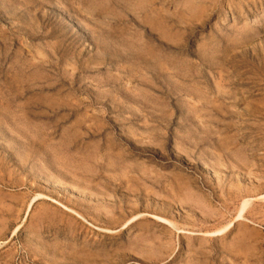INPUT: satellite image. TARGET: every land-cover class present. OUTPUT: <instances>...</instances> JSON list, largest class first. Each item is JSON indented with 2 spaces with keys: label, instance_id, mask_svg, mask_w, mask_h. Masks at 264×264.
Instances as JSON below:
<instances>
[{
  "label": "rangeland",
  "instance_id": "374dc122",
  "mask_svg": "<svg viewBox=\"0 0 264 264\" xmlns=\"http://www.w3.org/2000/svg\"><path fill=\"white\" fill-rule=\"evenodd\" d=\"M0 264H264V0H0Z\"/></svg>",
  "mask_w": 264,
  "mask_h": 264
},
{
  "label": "bare ground",
  "instance_id": "6f19581e",
  "mask_svg": "<svg viewBox=\"0 0 264 264\" xmlns=\"http://www.w3.org/2000/svg\"><path fill=\"white\" fill-rule=\"evenodd\" d=\"M219 90V89H218ZM231 189H234V188H231ZM231 191V190H230ZM39 196V195H38ZM236 196H238V195H236ZM186 199V198H185ZM183 200V199H182ZM235 202V201H234ZM26 204H28V203H26ZM244 205H245V203H243V205H242V209L240 210V216H241V213H242V211L244 210ZM254 208V207H253ZM223 209V208H222ZM259 209V208H258ZM254 210V209H253ZM238 213V212H237ZM250 214V213H249ZM162 218V217H161ZM247 220V219H246ZM251 220V219H250ZM19 225V224H18ZM124 225V224H123ZM171 226V225H170ZM14 228V227H13ZM121 229V228H120ZM219 232H221V231H219ZM211 234V233H210ZM217 234V233H216ZM144 235V234H143ZM218 235V234H217ZM141 236V235H140ZM137 238V237H136ZM248 240V239H247ZM139 243H140V241H139Z\"/></svg>",
  "mask_w": 264,
  "mask_h": 264
}]
</instances>
